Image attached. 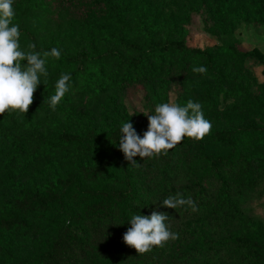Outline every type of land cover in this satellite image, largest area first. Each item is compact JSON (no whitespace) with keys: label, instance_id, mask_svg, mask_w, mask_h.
I'll return each instance as SVG.
<instances>
[{"label":"rangeland","instance_id":"obj_1","mask_svg":"<svg viewBox=\"0 0 264 264\" xmlns=\"http://www.w3.org/2000/svg\"><path fill=\"white\" fill-rule=\"evenodd\" d=\"M14 8L23 50L34 43L36 51L58 48L62 55L48 59L49 76L25 116L0 115V124L18 126L24 137L21 147L0 139V220L16 222L11 230H0V264H34L36 254L47 250L75 215L79 219L73 227L86 249L77 264L103 263L110 256L106 245L130 227V217L153 211L168 214L170 230L178 233L175 241L149 252L161 264L184 259L191 264H264V66L247 55L254 49L264 54V0H16ZM166 40H185L212 61L154 52L151 42ZM200 66L207 68L205 74L193 71ZM62 73L71 74L72 89L53 111L48 100ZM189 100L202 105L212 124L200 140L204 151L199 161L176 153L171 171L139 156L134 158L138 165L131 166L122 154L99 179L84 176V168L102 165L111 156L110 138L123 122L130 120L143 136L145 115L154 113L156 105ZM220 132L231 135L235 144L220 143ZM64 134L78 140L64 143ZM211 155L236 156V165L223 173L225 188L210 177ZM127 190L135 202L120 208L112 233L95 234L77 205L79 198ZM32 193L51 208L17 211L15 202ZM177 194L191 197L197 210L162 206ZM239 238L249 239L252 247H226Z\"/></svg>","mask_w":264,"mask_h":264},{"label":"clouds","instance_id":"obj_2","mask_svg":"<svg viewBox=\"0 0 264 264\" xmlns=\"http://www.w3.org/2000/svg\"><path fill=\"white\" fill-rule=\"evenodd\" d=\"M15 3L16 0H0V115L16 112L25 116L38 86L44 84L43 80L49 76L48 59L59 60L62 53L58 48L41 53L35 50L34 43L29 45V51L21 48L20 26L14 23ZM193 71L205 74L207 68L200 66ZM71 89V74L62 73L55 83V93L48 100L49 107L55 111ZM145 116L148 128L143 136L137 133L130 120L123 122L119 128L118 147L131 166L138 165L134 159L137 156L142 160L166 156L186 137L202 140L212 128L211 122L204 116L202 105L192 100L183 105L160 103L155 106L154 113ZM162 206L174 210H197L191 197L184 198L180 194L164 199ZM168 218V214L157 211L151 215H132L127 222L130 227L123 235L124 243L138 254H144L154 247L162 248L169 241H175L178 233L170 230Z\"/></svg>","mask_w":264,"mask_h":264},{"label":"trees","instance_id":"obj_3","mask_svg":"<svg viewBox=\"0 0 264 264\" xmlns=\"http://www.w3.org/2000/svg\"><path fill=\"white\" fill-rule=\"evenodd\" d=\"M108 8H110V5H108ZM29 36L33 42H36V38L33 34ZM151 46L154 52L157 53L165 54L167 52H176L186 58H191L192 56L206 57L212 61V57L209 56L206 51L189 48L185 40H166L164 42L152 41ZM130 48L136 49L138 47L130 45ZM247 55L255 58L264 66V54L259 49H254L248 52ZM216 138L222 144H235L233 137L225 132L217 133ZM0 139L13 145L18 143L21 147L24 137L18 126L8 127L4 124H0ZM61 139L64 143H73L78 140L76 136H69L68 134L62 135ZM110 139L113 144L111 147V156L102 165L95 168H84L83 173L86 178L94 181L104 176L109 168L114 166L118 158L123 154L118 147L119 130L115 131ZM194 147L195 149H193ZM203 151L204 144L200 140L196 141L191 138L188 141H182L172 152H168L166 156L161 155L159 157H153V159L155 164L166 166L172 171L175 166L176 153L182 152L189 161H199L200 154H202ZM235 157V155L229 157L207 156V161L211 167L210 177L212 180L216 178L217 180L215 183L218 182L221 184L222 188H225L227 183L223 177V173L236 165ZM242 159L245 161L246 157L242 156ZM59 182L63 183L61 180ZM88 193V196L85 195L79 198L77 205L82 210L84 219L92 225L95 234L113 231L117 224V216L120 208L126 203L135 202L134 194L128 190ZM52 200L57 201L58 196H53ZM50 208V202L39 193L27 194L21 200L15 202V209L22 214L46 212ZM72 218L73 222L69 226H63L57 231L55 239L49 248L36 254L34 264H77L80 259L85 257L86 249L84 238L77 232V229L73 227V223H76L79 217L75 215L72 216ZM15 225V221L0 220V230L9 231L14 228ZM102 229H104V231H102ZM126 231L127 229L124 227L116 237H113L112 241L108 242L106 250L110 252V256L106 258L103 263L97 264H161V259L154 254L149 252L138 254L134 248L126 245L123 241V235ZM227 243L226 247L233 245L244 251H248L252 247L250 240L247 238L231 239ZM191 263V261L184 259L182 264ZM175 264L179 263L176 262Z\"/></svg>","mask_w":264,"mask_h":264}]
</instances>
